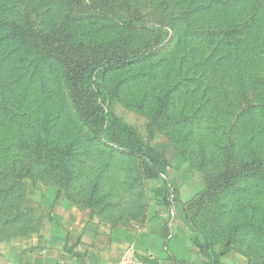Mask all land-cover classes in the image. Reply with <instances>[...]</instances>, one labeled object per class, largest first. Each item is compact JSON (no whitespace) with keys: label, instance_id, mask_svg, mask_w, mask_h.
<instances>
[{"label":"rangeland","instance_id":"374dc122","mask_svg":"<svg viewBox=\"0 0 264 264\" xmlns=\"http://www.w3.org/2000/svg\"><path fill=\"white\" fill-rule=\"evenodd\" d=\"M156 170L217 257L264 264V0H0V218Z\"/></svg>","mask_w":264,"mask_h":264},{"label":"crops","instance_id":"0c3cea01","mask_svg":"<svg viewBox=\"0 0 264 264\" xmlns=\"http://www.w3.org/2000/svg\"><path fill=\"white\" fill-rule=\"evenodd\" d=\"M141 183L96 207L63 198L59 187L34 188L38 198L0 218V264H232L187 226L182 191L164 172Z\"/></svg>","mask_w":264,"mask_h":264},{"label":"trees","instance_id":"16d2710c","mask_svg":"<svg viewBox=\"0 0 264 264\" xmlns=\"http://www.w3.org/2000/svg\"><path fill=\"white\" fill-rule=\"evenodd\" d=\"M87 87L90 88L91 87V84H87ZM93 90V89H92ZM183 212V211H182ZM184 215V214H183ZM185 217V216H184ZM207 241V240H205Z\"/></svg>","mask_w":264,"mask_h":264}]
</instances>
